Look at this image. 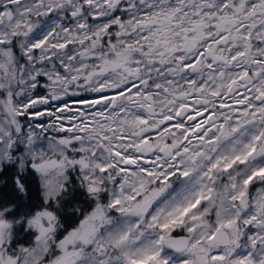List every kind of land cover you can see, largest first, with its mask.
<instances>
[{
    "label": "snow or ice",
    "instance_id": "6c2138e0",
    "mask_svg": "<svg viewBox=\"0 0 264 264\" xmlns=\"http://www.w3.org/2000/svg\"><path fill=\"white\" fill-rule=\"evenodd\" d=\"M0 264H264V0H0Z\"/></svg>",
    "mask_w": 264,
    "mask_h": 264
},
{
    "label": "rangeland",
    "instance_id": "374dc122",
    "mask_svg": "<svg viewBox=\"0 0 264 264\" xmlns=\"http://www.w3.org/2000/svg\"><path fill=\"white\" fill-rule=\"evenodd\" d=\"M74 99H76V98H74Z\"/></svg>",
    "mask_w": 264,
    "mask_h": 264
}]
</instances>
